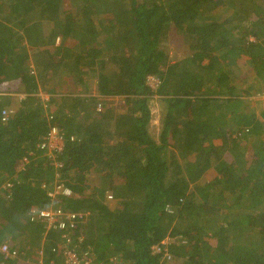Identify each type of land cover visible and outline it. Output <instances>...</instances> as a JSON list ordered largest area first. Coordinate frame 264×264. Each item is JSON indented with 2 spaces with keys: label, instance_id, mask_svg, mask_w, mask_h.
<instances>
[{
  "label": "trees",
  "instance_id": "1",
  "mask_svg": "<svg viewBox=\"0 0 264 264\" xmlns=\"http://www.w3.org/2000/svg\"><path fill=\"white\" fill-rule=\"evenodd\" d=\"M241 62L263 76L264 0H0V246L62 264V235L26 220L62 208L88 215L71 233L96 264H264V110L239 98ZM58 180L72 197L49 198Z\"/></svg>",
  "mask_w": 264,
  "mask_h": 264
},
{
  "label": "built area",
  "instance_id": "2",
  "mask_svg": "<svg viewBox=\"0 0 264 264\" xmlns=\"http://www.w3.org/2000/svg\"><path fill=\"white\" fill-rule=\"evenodd\" d=\"M255 39H251L254 41ZM35 74L34 72H32ZM161 81L153 76L148 78V85L155 91L160 86ZM24 97L21 96V100ZM49 99V98H47ZM46 99V100H47ZM11 112L7 109L3 110V121L7 123L11 117ZM66 139L58 128H52L48 139L41 145L45 155L55 161V165L59 166L57 158L64 153ZM49 198L53 201H57L62 198H70L73 196L71 189L67 188L65 184L58 180L52 189L47 190ZM107 199L112 202L113 196L107 194ZM88 216L85 213H79L71 211L69 209H32L30 211V221L33 223H39L45 228V237L49 234L56 232L62 235V240L56 243L53 248V252L57 253L61 257L62 264H96L95 259L90 253V249L83 251L82 239L76 243L73 239L71 231L76 229L78 222H84L82 219ZM82 220V221H81ZM155 252H160V249L155 247ZM45 250L39 248L36 251L38 256L37 264H45ZM0 253L4 260L10 261L19 257V252L16 249H12L9 243H5L0 247Z\"/></svg>",
  "mask_w": 264,
  "mask_h": 264
},
{
  "label": "rangeland",
  "instance_id": "3",
  "mask_svg": "<svg viewBox=\"0 0 264 264\" xmlns=\"http://www.w3.org/2000/svg\"><path fill=\"white\" fill-rule=\"evenodd\" d=\"M225 10V9H224ZM229 10V9H228ZM229 13V12H228ZM51 51L54 52L55 49L54 48H51ZM168 51L171 55V57H173L174 55V52L172 50V45L169 44L168 45ZM241 67L238 68V72L237 74L239 75L240 79L242 82L246 81V86H248V91H249V97L251 100H246L245 101V108L248 112H252V113H255L257 114V116L259 117L262 113V111L264 110V73L262 74L263 76H256L255 73H253L251 70L248 69L247 65L244 64V62H241L240 63ZM66 70H62L59 72L58 76L54 78V80H52V83L49 84V86L51 88H54V89H59L60 91L63 90L62 86H60L59 82L63 79H66ZM64 82V80L62 81ZM241 87H242V84L240 83V90H241ZM42 94L40 95V97L45 100V101H48L47 98H49V95L46 94L45 91L41 92ZM11 104L12 105V110H17L18 109V105L21 101V96H13L11 97ZM47 99V100H46ZM120 100L121 99H109V101H111V106L113 107L114 111H116V108L120 105ZM163 102L162 100H160L159 97H156L153 102H152V113H153V118H154V123L152 125V129H153V132L154 134L157 136L159 135L160 133V129H161V125H160V120L162 118V113H163ZM244 109V107H243ZM262 121H264V118L261 117ZM214 170L211 169L210 171V175H207L206 177H204L201 181H200V184L201 185H204V184H208L209 181L211 182V180H213V177H214ZM168 180L170 182L171 179V175H169L168 177ZM192 187H195V184L192 185ZM109 201V200H108ZM62 209V208H60ZM253 213V212H252ZM250 213V214H252ZM256 218H261V215L260 214H253ZM212 219L213 218H216L215 215H211L210 216ZM1 219V218H0ZM27 222L33 224L31 225V227H35V225L37 226V224L35 223H32L30 222L29 220V216L27 215ZM5 225V222H1L0 221V224L2 225ZM38 227V226H37ZM43 229L45 230V228L43 227ZM20 232H23V233H26V230L23 228V229H20L19 230ZM45 232V231H44ZM254 233V232H253ZM251 239H254V240H260V238L256 237L255 233L253 234L252 238ZM37 249V248H36ZM36 249H34V251L32 252V254H36ZM47 255V253H46ZM48 258V257H47ZM31 261H34L36 263H38V258L36 259V261L30 257ZM45 260V259H44ZM46 264V262H45ZM58 264V263H57Z\"/></svg>",
  "mask_w": 264,
  "mask_h": 264
},
{
  "label": "crops",
  "instance_id": "4",
  "mask_svg": "<svg viewBox=\"0 0 264 264\" xmlns=\"http://www.w3.org/2000/svg\"><path fill=\"white\" fill-rule=\"evenodd\" d=\"M249 69V68H248ZM249 70H251V69H249ZM245 84V83H244ZM245 91H247V88L245 87L244 88V86L242 87V90H240L239 89V94L240 93H243V92H245ZM3 93H0V95H2ZM3 95H5V94H3ZM240 99H244V100H251L250 99V97H249V95L247 96V94H245V95H243L242 97H239ZM5 243H9L10 244V246H12L11 244V242H10V240H8V241H6ZM4 243V244H5ZM2 246V245H1ZM0 246V247H1ZM13 249H16V248H13ZM37 249H39V248H37ZM37 249H36V251H37ZM16 250H18V249H16ZM1 254V253H0ZM2 256V255H1ZM24 257H28V260H24ZM30 257H32L35 261H36V259L38 258V256L36 255V254H31V253H23V258L21 259V260H16V259H13V260H11V262L12 261H17L19 264H24L25 262L27 263V264H33V263H35L34 261H31V259H30ZM2 258H3V256H2ZM19 258V257H18ZM36 258V259H35ZM2 261H3V263H1V264H6V261L4 260V258L2 259ZM11 264V263H10ZM35 264H37V263H35Z\"/></svg>",
  "mask_w": 264,
  "mask_h": 264
}]
</instances>
